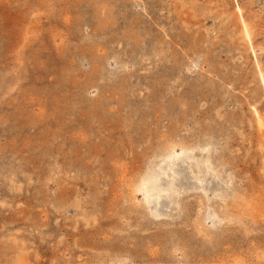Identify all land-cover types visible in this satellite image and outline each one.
I'll return each instance as SVG.
<instances>
[{"label":"rangeland","instance_id":"rangeland-1","mask_svg":"<svg viewBox=\"0 0 264 264\" xmlns=\"http://www.w3.org/2000/svg\"><path fill=\"white\" fill-rule=\"evenodd\" d=\"M0 264H264V0H0Z\"/></svg>","mask_w":264,"mask_h":264},{"label":"bare ground","instance_id":"bare-ground-1","mask_svg":"<svg viewBox=\"0 0 264 264\" xmlns=\"http://www.w3.org/2000/svg\"><path fill=\"white\" fill-rule=\"evenodd\" d=\"M140 3V2H139ZM124 4V3H123ZM125 5V4H124ZM146 11V10H145ZM147 25V24H146ZM249 27V26H248ZM248 31V30H247ZM251 35V34H250ZM248 37V36H246ZM147 58V57H146ZM259 118V117H258ZM263 122V121H262ZM262 125V124H261ZM204 149V148H203ZM206 150V149H205ZM186 151V150H185ZM188 153V152H187ZM190 154V152H189ZM184 155V154H183ZM193 156V155H192ZM190 158V157H189ZM194 158V157H193ZM185 158L179 154H175L172 155V156H168L166 159H165V168L164 170H161L162 171V174H158L157 171H155V173H157V177H161V175H166L167 176V179H169V182L167 185H162L160 183L162 182H159V180H157L158 178H150L148 181L151 182L150 185H146L148 186V192L150 193V199L151 201L154 200L155 202H158L157 200H160L159 198L163 197L164 195H167L169 192L170 194H172L173 191H177L179 190L180 188H178V185H177V182L175 181L176 180V177H177V172L179 170L176 169L175 167V164L178 163V164H186L187 161H183ZM159 169V168H158ZM169 177V178H168ZM201 178V177H200ZM146 181V182H148ZM144 181V183H146ZM165 183V182H164Z\"/></svg>","mask_w":264,"mask_h":264}]
</instances>
